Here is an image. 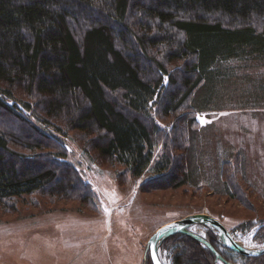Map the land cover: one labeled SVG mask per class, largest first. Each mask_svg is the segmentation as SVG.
Here are the masks:
<instances>
[{
	"label": "trees",
	"instance_id": "trees-1",
	"mask_svg": "<svg viewBox=\"0 0 264 264\" xmlns=\"http://www.w3.org/2000/svg\"><path fill=\"white\" fill-rule=\"evenodd\" d=\"M153 48L161 59L150 55ZM251 60L264 61V0H0V95L16 99L22 92L38 119L61 118L135 178L153 159L155 132L144 120L151 102L160 99L168 115L196 106L197 91L208 89L197 103L204 105L221 64ZM166 62L182 72L171 75ZM2 98L0 203L36 192L66 194L61 176L71 198L84 197L75 175L51 159L63 156L38 155L39 131ZM171 164L166 155L155 168L166 172ZM186 237L194 252L179 253L175 264L217 263Z\"/></svg>",
	"mask_w": 264,
	"mask_h": 264
},
{
	"label": "rangeland",
	"instance_id": "rangeland-1",
	"mask_svg": "<svg viewBox=\"0 0 264 264\" xmlns=\"http://www.w3.org/2000/svg\"><path fill=\"white\" fill-rule=\"evenodd\" d=\"M148 51L163 57L160 50ZM220 66L221 78L206 104L197 103L208 89L197 91L196 106L168 115L160 99L151 102L144 120L155 132L153 159L137 178L99 155L88 145L91 137L69 129L61 118L49 123L38 119L34 109L23 105L31 99L22 92L16 99L0 95L39 131L35 137L43 148L37 154L62 155L51 159L68 167L85 195L71 198L61 176L66 194L36 192L0 203V264H152L150 237L162 226L196 214L219 221L247 249L264 247V61ZM166 68L171 75L182 72L179 64L166 62ZM164 86L166 93L175 90L167 77ZM112 97L120 102L119 94ZM166 155L171 167L158 172L155 166ZM183 178L186 183L175 188L174 182ZM188 230L213 243L225 262L263 264V258L225 248L213 228L197 224ZM186 236L176 233L159 242L163 264H175L179 253L194 252Z\"/></svg>",
	"mask_w": 264,
	"mask_h": 264
},
{
	"label": "water",
	"instance_id": "water-1",
	"mask_svg": "<svg viewBox=\"0 0 264 264\" xmlns=\"http://www.w3.org/2000/svg\"><path fill=\"white\" fill-rule=\"evenodd\" d=\"M203 225L210 228H213L217 231L218 239L221 244L233 252L246 256V257H258L264 255V247L258 249H247L241 246L239 243L234 241L231 237L230 233L226 230V228L216 219L205 215V214H196L190 217L168 223L161 228H159L149 239L147 244V249L149 250V255L151 258L152 264H163L158 256V244L159 242L176 233H183L189 235L194 238L196 241L202 243L207 248L211 250V252L215 255L216 260H220L225 264H230L229 262H225L222 256L215 251L213 246L202 236L189 231L188 229L193 225ZM164 230L161 233V230ZM153 252L155 254V259H153Z\"/></svg>",
	"mask_w": 264,
	"mask_h": 264
},
{
	"label": "snow or ice",
	"instance_id": "snow-or-ice-1",
	"mask_svg": "<svg viewBox=\"0 0 264 264\" xmlns=\"http://www.w3.org/2000/svg\"><path fill=\"white\" fill-rule=\"evenodd\" d=\"M104 212L106 213V214H109V210L107 209V208H104ZM164 230L162 229L161 230V233L163 232ZM153 259H155V254H154V252H153Z\"/></svg>",
	"mask_w": 264,
	"mask_h": 264
}]
</instances>
